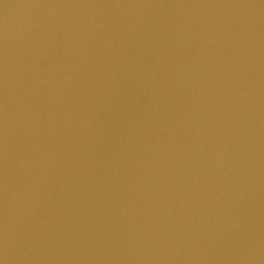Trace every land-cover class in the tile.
Listing matches in <instances>:
<instances>
[{
  "label": "water",
  "instance_id": "water-1",
  "mask_svg": "<svg viewBox=\"0 0 264 264\" xmlns=\"http://www.w3.org/2000/svg\"><path fill=\"white\" fill-rule=\"evenodd\" d=\"M0 264H264V0H0Z\"/></svg>",
  "mask_w": 264,
  "mask_h": 264
}]
</instances>
